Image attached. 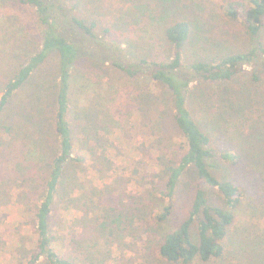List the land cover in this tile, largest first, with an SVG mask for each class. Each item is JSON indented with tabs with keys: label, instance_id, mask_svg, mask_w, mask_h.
<instances>
[{
	"label": "rangeland",
	"instance_id": "rangeland-1",
	"mask_svg": "<svg viewBox=\"0 0 264 264\" xmlns=\"http://www.w3.org/2000/svg\"><path fill=\"white\" fill-rule=\"evenodd\" d=\"M220 2L81 0L75 12L79 8L83 10L81 17L95 21L94 31L98 34L108 26L111 39H120L118 33L122 31L130 44L121 45V55L134 62L146 54L148 58L169 61L173 49L163 39L161 24L185 19L191 32L183 46L181 63L188 65L244 51L250 46L240 21L225 18ZM4 8L0 5V89L19 62L26 59V53L40 47V26L33 11L12 3ZM6 11H16L17 15L7 17ZM18 21L22 22L21 26ZM137 40L138 47L132 48ZM104 41L111 43L109 39ZM80 42L85 47V56L77 61L75 68L82 74L77 75V84L83 87L78 85L71 90L70 110L80 114L91 107L96 112L100 150L97 148L98 153H92L83 164L85 173L80 174L78 182L89 193L79 200L80 210L70 208L55 214L56 218H64L57 232L59 241L73 264H169L158 257L156 245L185 216L193 181L190 172L181 179L173 199L172 215L156 223L153 214L162 204L159 191L163 168L171 163L174 158L171 150L182 140L166 97L160 96L155 105L150 101L149 107L153 108L150 123L135 124L132 111L140 106L146 89L154 88L153 81L145 75L127 78L103 61L104 50L98 43L85 37ZM258 42L264 48V28ZM146 43L150 44L148 50ZM56 66V55H49L28 82L10 97L0 118V133L5 131L3 126H8L7 132L12 135L6 137L4 144L11 154H0V182H4L0 186L6 185L0 192V264H20L22 255L35 244L32 221L22 210L34 202L35 193L14 179L8 164L21 159L20 146L28 138L40 134L47 142L52 141L49 120L54 108L52 84ZM190 89L207 110L206 120L212 121L209 123L212 130L216 128L211 133L214 142L219 147L238 149L243 156L237 165L216 162L214 166L217 176L235 180L243 194L236 220L225 240L224 254L219 259L191 264H264V53L242 64L231 81L219 84L194 79ZM223 98L234 106H221ZM210 109L212 113L208 115ZM156 122H160V129ZM50 147L53 148L45 143L37 155L49 156ZM207 195L212 202L220 204L213 189H207ZM136 206L141 210H134ZM56 251H60V246ZM39 264L46 262L41 259Z\"/></svg>",
	"mask_w": 264,
	"mask_h": 264
},
{
	"label": "trees",
	"instance_id": "trees-1",
	"mask_svg": "<svg viewBox=\"0 0 264 264\" xmlns=\"http://www.w3.org/2000/svg\"><path fill=\"white\" fill-rule=\"evenodd\" d=\"M80 1L0 0L2 8L10 3L13 6L20 4L30 8L40 26V47L26 53V59L19 62L16 71L0 89V118L5 113L14 92L28 82L34 71L49 55L55 54L57 57L56 79L52 84L54 108L49 120L52 141L47 142L40 134H36L37 138H28L21 143L19 153L21 159L8 164L14 179H19L23 187H30L29 191H33L36 196L32 204L22 207L24 214L32 221L36 240L34 247L22 255L20 264H39L41 259H44L46 264L74 263L71 256L64 251L62 241H59L61 238L57 235L64 218L62 216L56 218L55 214L58 211L64 213L70 208L80 210L79 200L83 197L85 199V193L89 192L78 179L80 174L85 173L84 162L89 160L92 153L98 151L97 148L100 150V136L97 135L99 124L95 123L94 118L96 112L91 107L80 111V114L70 110L71 90L79 85L77 75L82 76L75 68L77 61L85 56V47L80 42L81 37L98 43L104 50L103 61L118 69L127 78L145 75L153 81L154 88L146 89V96L141 100L142 105L140 103V106L132 111L135 124L150 123L153 109L149 107L150 101L155 105L159 97L163 96L166 97L167 106L171 110L174 126L180 133L181 144L171 150L174 158L163 168L164 178L159 191L162 204L153 214L154 221L160 223L172 215L173 199L179 182L188 172L192 174L194 185L192 184L190 203L185 216L163 235L156 245V254L169 264H191L194 261L205 263L221 258L229 228L236 220L243 194L235 180L217 176L214 173V166L216 162L237 165L243 156L238 149L219 147L214 142L211 133L216 128L212 130L209 124L212 121L206 120L207 110L202 107L201 101L193 97L190 83L194 79L219 84L231 81L240 72L242 64L250 63L264 53V48L258 42L264 28V0H221L220 8L223 15L227 19L240 21L250 46L244 51L218 55L209 60H197L188 65L181 63L183 46L189 40L191 32L187 20L176 19L165 25L161 24L163 39L173 49L169 61L148 58L146 54L138 56L134 62L126 60L121 55L123 51L121 45H128L129 42L124 33L117 32L120 39H111L109 36L111 28L108 26L103 27L100 34L96 33L95 21L81 17L80 13L83 10L79 8L76 14L75 9ZM7 9L12 10L11 7ZM6 14L10 17L17 15V12L6 11ZM18 22L21 26L22 22ZM104 39H109L111 43L105 42ZM137 43L138 40L131 47H138ZM149 46L150 44L146 43L145 48L148 50ZM84 73L87 76L88 73ZM253 78H256L255 74ZM89 81L87 78V82ZM226 99H221V106L233 107L234 104ZM211 113L210 109L208 115ZM155 125L160 129V122H156ZM2 128L5 131L0 133V154H11V149H5L4 145L6 137H12L7 132L10 127ZM45 143L52 145L54 149L50 147L51 154L43 155L41 158L37 152ZM77 149H80V152ZM100 153L104 154L102 151ZM262 170L264 173V163ZM3 183L0 182V185ZM3 187L6 185L0 186V192ZM207 189H213L217 193L220 204L208 198ZM88 209L89 212L92 211L91 208ZM134 210L139 211L141 207L136 206ZM54 226L57 227L56 230ZM59 246L60 251H56Z\"/></svg>",
	"mask_w": 264,
	"mask_h": 264
}]
</instances>
